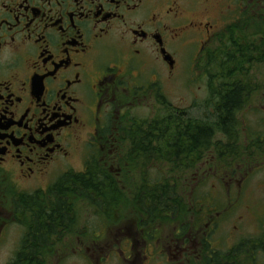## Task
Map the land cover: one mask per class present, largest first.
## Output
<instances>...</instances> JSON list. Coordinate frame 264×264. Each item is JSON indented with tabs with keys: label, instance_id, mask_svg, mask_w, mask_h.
Masks as SVG:
<instances>
[{
	"label": "flooded vegetation",
	"instance_id": "flooded-vegetation-1",
	"mask_svg": "<svg viewBox=\"0 0 264 264\" xmlns=\"http://www.w3.org/2000/svg\"><path fill=\"white\" fill-rule=\"evenodd\" d=\"M262 54L264 0H0V247L14 193L47 189L77 168L85 172L91 160L114 174L110 184L127 188L132 202L149 199L148 167L117 180L134 166L128 156L157 153L133 125L165 120L167 104L186 118L165 86L189 69L194 82L204 83L192 106L202 102L211 117L227 107L242 137L248 124H258V109L264 111ZM244 139L258 142V133ZM226 173L238 182L240 173ZM187 178L179 187L193 185ZM207 201V209L188 205L190 219L176 220L170 230L164 215L150 219L147 200L127 222L115 217L113 237H121L115 243L131 256L143 249L162 259L167 251L175 264L203 259L220 228L237 223L235 235L243 222L221 223L224 212ZM100 230L106 235L107 225ZM80 239L84 255L89 250Z\"/></svg>",
	"mask_w": 264,
	"mask_h": 264
},
{
	"label": "trees",
	"instance_id": "trees-1",
	"mask_svg": "<svg viewBox=\"0 0 264 264\" xmlns=\"http://www.w3.org/2000/svg\"><path fill=\"white\" fill-rule=\"evenodd\" d=\"M261 62L264 64V54ZM258 80L260 81L259 77ZM217 111V115L210 118L206 116V120L190 117L189 112L186 118H180L185 114L181 116L167 104L165 120L134 123L133 132L141 136L149 135L150 148L157 150V153L153 152L149 157H136L140 159L139 165L150 167L147 177L152 183L147 199L150 219H153L154 214L164 215L171 222V218L183 215L182 208L180 211L179 207L183 205L179 199L177 184V177L182 173L177 169L179 164H189L190 170L186 171L192 172L193 166L205 160L206 156L212 157L208 156L213 155L211 150H214L218 169L222 166L224 172H233L238 163H248L254 157L256 159L251 162L253 165L261 161L264 163V140H245L241 137L240 125H232L230 122L227 107H221ZM177 142L183 147L178 148ZM163 162L167 163L166 174L164 177L161 174L157 176L155 167ZM137 169L138 165L135 166V170ZM114 181L103 166L91 160L86 163L85 172L64 174L46 191L19 195L14 193L16 200L11 204L14 222L24 229V234L10 264H49L48 257L53 254L52 245L77 233L72 228L76 223L75 217H78L77 205L80 202L90 203L94 211L102 215H110L113 211L114 197L127 204L125 195H118L119 189L110 184ZM106 182L109 184L104 185ZM147 200L142 198L139 206L143 207ZM108 215H103V218L111 225L113 221ZM209 251L203 262L193 261L191 264H264V234L243 239L227 251Z\"/></svg>",
	"mask_w": 264,
	"mask_h": 264
},
{
	"label": "rangeland",
	"instance_id": "rangeland-1",
	"mask_svg": "<svg viewBox=\"0 0 264 264\" xmlns=\"http://www.w3.org/2000/svg\"><path fill=\"white\" fill-rule=\"evenodd\" d=\"M180 79L181 78L178 77L174 81L166 83L165 90L167 99L177 106L181 104L184 110H187L190 113V117L203 120H206V116L210 118V113L212 112L205 108L202 102H199V107L192 106L195 101H198L197 99H195V90H197L199 86L201 87L204 83L194 82V77H192L191 69L188 70L183 79ZM201 94L202 96H204V93ZM191 107H195V109H192ZM150 115H152L151 111ZM263 118L264 111L258 109V124H248L246 126L247 131H242V138H245L246 133L250 132L254 135L258 133V139L264 140ZM177 147L180 148L179 142H177ZM254 159L256 158H252V161ZM205 161H207V156L202 162ZM209 161L212 162V157H209ZM252 161L250 160L248 163H245V166H243L242 171H245L244 177H239L240 175L236 176V178L239 177L236 181L240 183H230L229 178H227V173L223 171L224 168L221 166L219 169H217V161H215L213 165H210L205 169H200L201 163H199L195 169H192V172L190 174L189 182H193V185L187 184L188 187L182 186L185 188L179 190V193L181 194L184 202L187 205L192 204L193 207H195V205L201 201L202 204H205L203 205L204 209H207V205H209L207 196H212L210 200V203L212 205L217 203V208H227L230 206L229 211L231 212V218L237 220L241 217L243 219V222L239 225L237 234L235 235L234 227L237 226V223H232L229 226L224 225L222 228H220L214 240L216 243L220 244L219 248L216 244L214 245V248H218V250L221 249L227 251L237 245L243 238L259 237L261 235L260 228L264 229V163L261 161L258 162L257 165H253L251 163ZM165 168L167 169V163L165 164V162H163L162 165H158V167H155V170L157 172L156 175L159 176V174H161L162 177H164L166 174ZM79 169L80 168H77L76 170ZM246 172H250V174L246 175ZM188 173L189 171L186 172L185 177L184 175H181V178L179 180L182 181V184L186 179H188ZM242 174L243 172L241 173V175ZM197 178L199 179L198 181L200 182V184H198V182L194 183L195 181H197ZM117 180L126 182L125 175L123 174L121 176H118ZM203 181L204 184H202ZM117 189H119V187H117ZM137 192H139V190L134 189V193ZM119 193L128 197L130 201L128 202L129 209H125L124 211L131 213L130 208L132 207V203H136V201L131 203V194L127 192L126 189L125 191H122L120 189ZM205 198L206 201L204 202ZM114 200H116V197H114ZM6 208L9 212V204ZM77 208L79 212L78 227L80 229V232L86 228L91 230L95 228L92 232H90L91 230L84 231L87 233L90 232L91 236L88 240L85 239V243L88 247L89 252L84 255L82 253L81 255H79L77 248H81L80 238L82 237L73 235L60 242L59 245L61 246L60 248L63 249V252L59 257H56L53 261H51V264L176 263L174 258L169 257V253L167 251L164 259L152 256L151 251L145 253L143 249L135 250L134 255H129L124 245L120 246L119 244L115 243V241L121 239V237H113V233H111V231H113L112 225L108 227V232L104 237L98 238L103 235V231L100 230L101 222L98 221V214L94 211L90 203L80 202L77 205ZM111 214H113V212H111ZM225 220L226 218H222L221 223H223ZM7 230L8 237H6L4 244L2 245V247H0V264H10L15 252L21 244L24 234V229L20 225H16V223L13 222L11 225H8ZM94 240H96L97 242H94ZM170 254L176 255L174 251L170 252Z\"/></svg>",
	"mask_w": 264,
	"mask_h": 264
}]
</instances>
